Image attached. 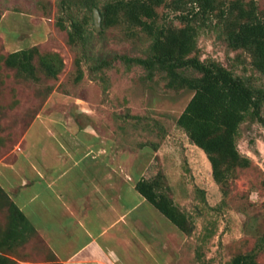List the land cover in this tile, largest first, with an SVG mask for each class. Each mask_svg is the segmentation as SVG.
<instances>
[{
    "label": "rangeland",
    "instance_id": "rangeland-1",
    "mask_svg": "<svg viewBox=\"0 0 264 264\" xmlns=\"http://www.w3.org/2000/svg\"><path fill=\"white\" fill-rule=\"evenodd\" d=\"M58 1L0 0V55L39 45L42 52H58L65 64L57 79L42 77L39 82L17 78L12 70H4L0 85V156L12 146L11 140L20 139L41 111L78 122L90 115L99 125L107 126L104 129L108 133L116 130L125 148L138 147L140 179H158L164 191L191 216L193 232L187 235L179 229L173 236L172 264H230L234 255L252 250L264 237V126L251 120L241 125L238 148L252 159V165L238 170L226 196L213 178L206 153L176 124L192 92L171 91L160 76L150 81L143 68H129L120 60L103 72H91L90 63L81 59L84 76L76 80L75 61L81 57L82 48L70 45L67 30L56 24ZM256 1L264 11V0ZM159 11L161 22L171 19L179 23L176 13L168 8ZM216 21L213 17L199 30L202 59L221 61L237 74L264 84V77L252 68L246 52L227 48ZM88 28L94 33L89 47L95 46L97 52L141 56L149 44L140 31L139 36H127L123 26L110 27L99 35L102 24L96 30L92 19ZM48 88L52 90L47 92ZM153 145H158L157 150ZM9 254L16 264L53 261L40 237L17 245ZM258 260L264 264V248Z\"/></svg>",
    "mask_w": 264,
    "mask_h": 264
},
{
    "label": "trees",
    "instance_id": "trees-1",
    "mask_svg": "<svg viewBox=\"0 0 264 264\" xmlns=\"http://www.w3.org/2000/svg\"><path fill=\"white\" fill-rule=\"evenodd\" d=\"M58 5L60 15L56 24L67 30L70 45L82 48L81 57L75 61L78 71L76 80L84 76L81 59L90 63L91 72H103L120 60L129 68L136 65L143 68L146 79L150 81L160 76L165 81V87L171 91L192 92L176 124L191 143L206 153L213 178L227 196L238 170L252 165V159L239 150L237 137L241 125L247 120L264 126V84H258L251 76L237 74L221 61L202 59L198 34L200 28L207 26L214 17L219 37L227 48L246 52L251 58L252 68L264 77V11L260 10L257 1L59 0ZM161 7L176 13L179 23L171 19L161 22ZM94 8L101 15L103 30L99 35L116 26H123L130 38L141 35V32L149 39L145 54L111 55L95 51L93 45L89 47L94 33L89 31L88 25L94 19ZM64 65L58 52H42L39 45L1 54L0 85L4 82V70H12L17 78L39 82L42 77L57 79ZM51 90L48 88L47 92ZM18 140H11L10 145ZM153 147L157 150L158 145ZM137 188L182 232L187 235L193 232L195 227L191 216L164 191L158 179L141 178ZM4 195L9 204V226L0 240V264H16L9 254L13 248L39 236L26 215L7 194ZM43 244L52 254L51 264H62L49 245L44 241ZM263 248L264 237L252 250L234 255L230 264H262L258 256Z\"/></svg>",
    "mask_w": 264,
    "mask_h": 264
},
{
    "label": "crops",
    "instance_id": "crops-1",
    "mask_svg": "<svg viewBox=\"0 0 264 264\" xmlns=\"http://www.w3.org/2000/svg\"><path fill=\"white\" fill-rule=\"evenodd\" d=\"M104 128L90 115H36L0 156V240L5 193L62 264H172L179 228L137 188L140 149Z\"/></svg>",
    "mask_w": 264,
    "mask_h": 264
},
{
    "label": "water",
    "instance_id": "water-1",
    "mask_svg": "<svg viewBox=\"0 0 264 264\" xmlns=\"http://www.w3.org/2000/svg\"><path fill=\"white\" fill-rule=\"evenodd\" d=\"M93 16H94V24L96 26V29L99 30L101 27V15L97 8H94Z\"/></svg>",
    "mask_w": 264,
    "mask_h": 264
}]
</instances>
